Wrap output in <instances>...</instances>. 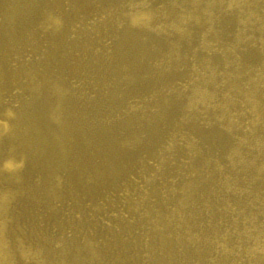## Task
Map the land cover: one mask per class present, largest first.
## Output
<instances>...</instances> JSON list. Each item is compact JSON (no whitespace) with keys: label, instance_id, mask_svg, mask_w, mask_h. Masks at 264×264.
Returning a JSON list of instances; mask_svg holds the SVG:
<instances>
[{"label":"bare ground","instance_id":"6f19581e","mask_svg":"<svg viewBox=\"0 0 264 264\" xmlns=\"http://www.w3.org/2000/svg\"><path fill=\"white\" fill-rule=\"evenodd\" d=\"M59 3L37 27L43 42L0 64V86L7 96L1 105L15 95L33 103L45 86L57 96L74 97L105 83L106 68L93 80L79 56L91 50L90 38L115 46L107 51L102 45L100 51L104 62L116 60L126 71L115 81L143 79L150 89L149 98L136 103L149 110L131 117L141 129L132 127L133 139L125 141L137 146L134 156L117 164L123 168L118 181L85 192L94 211L87 217L95 216L106 234L92 238V258L108 257L112 245L119 261L108 264H264V0ZM62 65L65 74L58 72ZM55 104L59 108L52 116L58 121L63 102L55 99ZM4 107L0 131H13V110ZM100 151H94L98 157ZM0 166L51 179L26 157H9ZM92 169L90 180L95 165ZM77 176L66 166L54 177L68 202L78 198ZM11 199L8 192L0 194V264L29 259L54 264L50 254H27L12 248L10 240V248L3 244L4 207ZM24 208L31 227L40 229L51 217L35 203ZM91 220L83 218L86 224ZM53 223L50 236L57 243L79 231L70 213Z\"/></svg>","mask_w":264,"mask_h":264},{"label":"rangeland","instance_id":"374dc122","mask_svg":"<svg viewBox=\"0 0 264 264\" xmlns=\"http://www.w3.org/2000/svg\"><path fill=\"white\" fill-rule=\"evenodd\" d=\"M60 1L0 0V64L12 54L21 53L43 42L37 27L47 21L49 13L60 5ZM88 40L92 42L89 46L91 50L86 53L82 50L79 56L82 57L88 72L92 73L93 80H96L106 68L107 71L102 74L105 83L100 81V85L76 93L74 97L65 94L57 96L50 86H45L46 89L40 92L38 99L33 103H28L30 101H26L24 97L15 95L11 103L0 104V120L3 117L4 106L13 110L10 117L13 131L8 129L0 131V165L9 157H26L32 159L36 165L43 166L44 170L51 174V179L37 180L31 174L9 171L0 166V194L8 192L12 195V199L4 207L6 224L8 223L6 233L10 231V234L5 233L2 242L10 248V240L12 248L24 249L27 254H34L33 251L37 250L41 254H50V258L54 260L51 262L54 264H108L111 259L119 261V255L112 245L109 246L108 257L99 254L98 257L92 258L89 253L92 250V238L99 235L106 237V234L100 232V223L93 216L94 211L90 210L91 200H87L85 192L89 193L91 186L94 187L92 191L96 192L97 187L118 181L116 174L123 168L117 164H127L129 154L134 156L137 147L136 145L128 147L125 141L129 137L132 138L134 132L132 127L136 131L141 129L138 122L137 124L131 122V117L149 110L136 105L140 98H149L148 83L143 79L126 81L129 85L122 83L123 79L115 81L117 75L125 74L126 71L114 63L116 60L107 63L100 55L102 45L105 49L108 48L107 51L113 50L115 46L111 47V43L104 44L99 38ZM34 57L39 58L38 55ZM50 63L58 65L57 62ZM42 67L37 68L43 71ZM66 71L64 65L58 68L61 74H65ZM43 73L48 74L49 71ZM5 97L7 98L6 93L0 86V101ZM55 99L63 102L61 106L63 116L58 121L52 116V111L54 113L59 108L55 104ZM39 131L44 133L37 140H33L35 142H30ZM113 147L116 148L115 153L110 150ZM101 148L103 157L101 154L98 157L94 151ZM93 165L96 168L95 177L90 180ZM66 166L76 171L79 177L75 178L76 185L80 188L75 202L66 200V195L54 180L55 176L63 173ZM104 177L107 178L106 181L103 180ZM31 203L40 205L44 214L51 216L40 229L35 225L31 227L27 218L30 216L28 212L23 215V211H26L24 207ZM91 212L93 215L87 217ZM54 213L55 215H51ZM67 213L72 215L79 231L65 234L66 238L57 243L50 236L55 233V230L51 229L54 226V218ZM83 218L85 221L93 219L91 220L93 223L86 224ZM30 228L33 233L30 232ZM51 230L53 232L48 234L47 232ZM13 238L19 243L18 246L11 241ZM32 263H36L34 259L17 262Z\"/></svg>","mask_w":264,"mask_h":264}]
</instances>
